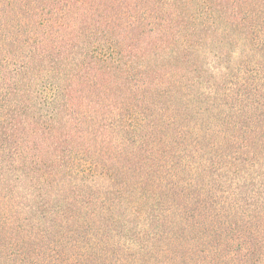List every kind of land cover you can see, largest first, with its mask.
Listing matches in <instances>:
<instances>
[{
    "label": "trees",
    "instance_id": "1",
    "mask_svg": "<svg viewBox=\"0 0 264 264\" xmlns=\"http://www.w3.org/2000/svg\"><path fill=\"white\" fill-rule=\"evenodd\" d=\"M0 264H264V0H0Z\"/></svg>",
    "mask_w": 264,
    "mask_h": 264
}]
</instances>
